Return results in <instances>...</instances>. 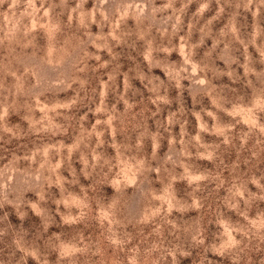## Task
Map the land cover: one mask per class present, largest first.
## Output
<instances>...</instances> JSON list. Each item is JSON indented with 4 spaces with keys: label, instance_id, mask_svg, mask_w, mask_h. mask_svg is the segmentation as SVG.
Wrapping results in <instances>:
<instances>
[{
    "label": "rangeland",
    "instance_id": "1",
    "mask_svg": "<svg viewBox=\"0 0 264 264\" xmlns=\"http://www.w3.org/2000/svg\"><path fill=\"white\" fill-rule=\"evenodd\" d=\"M0 264H264V0H0Z\"/></svg>",
    "mask_w": 264,
    "mask_h": 264
}]
</instances>
